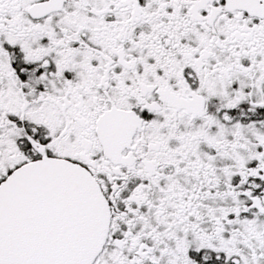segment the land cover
I'll list each match as a JSON object with an SVG mask.
<instances>
[{
    "label": "snow or ice",
    "instance_id": "snow-or-ice-1",
    "mask_svg": "<svg viewBox=\"0 0 264 264\" xmlns=\"http://www.w3.org/2000/svg\"><path fill=\"white\" fill-rule=\"evenodd\" d=\"M0 264H264V0H0Z\"/></svg>",
    "mask_w": 264,
    "mask_h": 264
}]
</instances>
